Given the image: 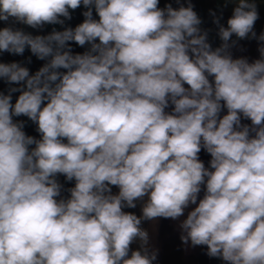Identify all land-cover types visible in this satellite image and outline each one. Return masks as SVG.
Returning <instances> with one entry per match:
<instances>
[{
	"label": "clouds",
	"instance_id": "9594fccd",
	"mask_svg": "<svg viewBox=\"0 0 264 264\" xmlns=\"http://www.w3.org/2000/svg\"><path fill=\"white\" fill-rule=\"evenodd\" d=\"M229 2L213 48L190 0H0V53L45 61L0 62V264H153L141 225L159 218L224 264H264V32L255 0ZM81 5L74 28L13 26H64ZM233 36L259 58H234Z\"/></svg>",
	"mask_w": 264,
	"mask_h": 264
},
{
	"label": "crops",
	"instance_id": "0c3cea01",
	"mask_svg": "<svg viewBox=\"0 0 264 264\" xmlns=\"http://www.w3.org/2000/svg\"><path fill=\"white\" fill-rule=\"evenodd\" d=\"M189 0H180V3L187 6ZM194 5V10L197 12L198 16L202 20L201 28L208 30L209 32V42L212 44L213 48L218 47L221 44L217 32L218 28L213 23V16L211 12H215L216 16L221 17L220 23L224 26H227V20L232 16L233 9L236 6L234 3H227L225 7V0H190ZM257 3V9L259 13V19L256 21L254 26V31L259 36L260 33L264 32V0H255ZM171 3L174 8H178L180 5L177 3V0H159V7L163 8L166 4ZM81 5L80 8L72 11L71 20H66L65 25H46L43 30L32 29L26 25L15 24V28H22L26 32H30L33 35H46L51 32L52 28L55 27L57 30H63V27H75L84 20L82 13L86 11ZM94 18L98 19L95 11L93 10ZM9 26L8 23L0 21V28ZM233 40H237L235 36L232 37ZM74 53H83L87 50V45L80 47L74 42L71 43ZM259 43L255 39H243L237 40V44L231 49L232 55L234 58L246 57L251 62L252 60L259 58L258 52ZM29 58L31 63H28ZM0 62L11 63L19 62L22 66L28 67L30 74H34L43 66L45 61L37 59L34 55L31 54L29 50H25L23 55H13L6 52L0 53ZM16 86V85H12ZM187 87V85H185ZM9 85L0 79V92L7 94ZM19 93L13 94V103H15L16 98ZM166 111H171V107L166 109ZM226 114V109L221 113V115ZM16 121H24L25 127L24 131L27 135L40 138L39 133L36 131L37 125L31 122L27 117H14ZM242 123L250 124V120L242 119ZM66 142V141H65ZM34 147V145L32 146ZM199 158L204 162L205 167L209 166V161L211 159L210 154L205 150H201L199 153ZM58 181L63 185L61 192L62 198H68L70 195L67 189L74 186L75 181H66L63 175L57 177ZM113 194L118 193V188L113 186ZM200 196H203V191L200 193ZM59 199V198H58ZM126 212H133L137 216H140L141 213V203L137 202V207L134 209L126 208ZM187 213H185L186 215ZM144 229L149 232L150 236V246L151 248L158 251L157 259L153 264H224V262L218 258H211L207 255L206 246H197L191 247L186 246L181 242L180 235L181 232L178 228V221H173L171 219L159 218L155 221H143L141 225ZM139 247L138 243L132 245V249L136 250Z\"/></svg>",
	"mask_w": 264,
	"mask_h": 264
}]
</instances>
